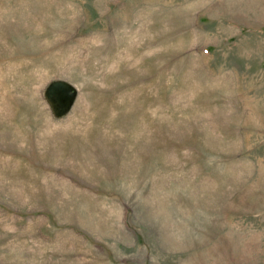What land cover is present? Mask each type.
I'll list each match as a JSON object with an SVG mask.
<instances>
[{"label": "rangeland", "instance_id": "1", "mask_svg": "<svg viewBox=\"0 0 264 264\" xmlns=\"http://www.w3.org/2000/svg\"><path fill=\"white\" fill-rule=\"evenodd\" d=\"M0 264H264V0H0Z\"/></svg>", "mask_w": 264, "mask_h": 264}]
</instances>
